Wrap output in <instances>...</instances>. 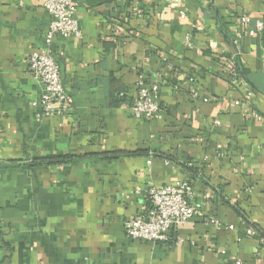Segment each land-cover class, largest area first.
Masks as SVG:
<instances>
[{
	"label": "crops",
	"instance_id": "crops-1",
	"mask_svg": "<svg viewBox=\"0 0 264 264\" xmlns=\"http://www.w3.org/2000/svg\"><path fill=\"white\" fill-rule=\"evenodd\" d=\"M44 1L0 0V264H264V28L239 26L264 25V0H77L81 36L52 43L72 109L39 118ZM139 77L159 84L155 118L118 103ZM54 155L83 158L26 167ZM181 179L194 216L167 241L127 237L141 189Z\"/></svg>",
	"mask_w": 264,
	"mask_h": 264
},
{
	"label": "built area",
	"instance_id": "built-area-1",
	"mask_svg": "<svg viewBox=\"0 0 264 264\" xmlns=\"http://www.w3.org/2000/svg\"><path fill=\"white\" fill-rule=\"evenodd\" d=\"M77 0H45L43 7L50 15L51 20L44 36L43 51H33L27 57L28 71L31 77L40 85L39 96L31 102L38 108V117L64 116L72 109L70 97L66 93L59 75L58 64L52 43L56 38L80 37L81 30L76 18ZM181 18H185L183 12ZM251 19L249 15L240 16L239 26L244 27L249 36L261 32L264 28L261 20H256L253 28L249 27ZM60 54L62 52L60 51ZM230 85H238L241 80L234 69L229 72ZM159 84L157 81L146 82L139 77L136 81V95L131 103H120L122 107H128L135 118L152 119L158 116L160 106L158 101ZM252 96V91L247 89L246 97ZM124 97L119 93L117 98ZM235 103H239L236 101ZM264 127V116L253 115ZM140 188L137 189L139 191ZM143 190L150 202V207L143 215L127 219L123 223L127 237L131 239L146 240L153 243L167 241L169 231L188 221L196 213L190 198L193 194L189 180L181 179L164 186L149 185ZM232 229V226H228ZM245 235L254 236L252 228L245 230ZM264 247V238L259 239ZM227 264H243L235 259Z\"/></svg>",
	"mask_w": 264,
	"mask_h": 264
},
{
	"label": "trees",
	"instance_id": "trees-1",
	"mask_svg": "<svg viewBox=\"0 0 264 264\" xmlns=\"http://www.w3.org/2000/svg\"><path fill=\"white\" fill-rule=\"evenodd\" d=\"M233 69L235 71H237V73L239 74L240 78L244 77V79H245L246 71L241 67L240 62H236V68H233ZM119 93H123V92H119ZM118 94H117V96H118ZM123 98L124 97H122L121 99L117 98L119 104L124 101ZM120 155H123V154L122 153H109V154H102V155H99V156H100V158L110 159V158H115V157L120 156ZM81 158H83V157L76 156V155H56V156L54 155V156H48V157H40V158L32 159L26 165V167L37 166V165H42V164L43 165H45V164L49 165V164L70 162V161H75V160H78V159H81Z\"/></svg>",
	"mask_w": 264,
	"mask_h": 264
}]
</instances>
